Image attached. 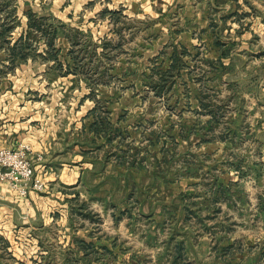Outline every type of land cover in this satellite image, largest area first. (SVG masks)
Returning a JSON list of instances; mask_svg holds the SVG:
<instances>
[{"label": "rangeland", "instance_id": "obj_1", "mask_svg": "<svg viewBox=\"0 0 264 264\" xmlns=\"http://www.w3.org/2000/svg\"><path fill=\"white\" fill-rule=\"evenodd\" d=\"M18 1L13 33L30 7L55 15L79 28L77 59L60 49L59 66L36 51L37 64L9 63L24 64L13 75L0 53V95L11 80L33 90L9 92L16 106L19 94L28 101V117L49 122L64 160L92 150L77 186L50 182L56 171L33 153L44 186L32 192L55 217L10 240L26 248L22 264H82V230L116 245L92 250L97 264H264V0H130L128 19L116 23L98 13L127 0ZM182 47L189 53L177 77L155 95L152 79ZM93 115L113 126L111 143L93 131ZM7 242L0 236L1 249ZM1 249L3 264H17Z\"/></svg>", "mask_w": 264, "mask_h": 264}, {"label": "crops", "instance_id": "obj_2", "mask_svg": "<svg viewBox=\"0 0 264 264\" xmlns=\"http://www.w3.org/2000/svg\"><path fill=\"white\" fill-rule=\"evenodd\" d=\"M127 0V3H129ZM177 2V0H174ZM196 1H208L212 2L215 0H196ZM223 2L235 3L238 0H222ZM18 0H15V5L17 7V14L20 9L18 5ZM26 2L25 4H27ZM123 3V2H122ZM120 9H110L108 7H105L101 9V11L98 13V15L105 16L106 14H110L107 12H118L116 16H118L115 19L116 22L122 21V19H128V16L124 14V11L131 9L132 7L129 3V6L122 4ZM178 3V2H177ZM89 4V3H88ZM91 5L94 4V0H91ZM29 5V4H27ZM66 5V4H65ZM86 4H83V7L85 8ZM176 6L174 5L173 8ZM44 8V7H43ZM231 8V7H229ZM62 10V6L60 8ZM82 9V5H81ZM171 8H169L170 10ZM235 9V6L232 8V10ZM34 11L36 13H39L40 15L51 18V20L54 22V24L64 25L67 29L64 30L65 34L69 33V30L71 29V32H74V30H78L77 26H75L72 22H66L62 20V18H57V16H46L42 14V12L35 11L32 7H30L29 10L24 11L23 15L24 17L19 16L20 19V31L17 33V30L14 31L12 37L9 38L11 41V44L13 45L25 32L27 29L28 24V18L26 16V13L28 11ZM76 10V8H71L70 11ZM168 10H163L162 13H168L166 12ZM19 15V14H18ZM73 14H69V18L72 17ZM111 15V14H110ZM115 16V17H116ZM4 22V21H3ZM2 22V23H3ZM81 30V29H80ZM103 41H105L104 38H102ZM65 42L66 47H62L59 45V43ZM56 48L57 49H66L68 52V57L70 58V51L72 49V43L69 40V38L66 37V35H60L59 38L56 41ZM45 49V45L42 42L39 47L38 51L36 52L37 55L41 58L42 56L40 54L43 53ZM60 50V56H59V62L61 59V53ZM182 50H186L187 54L189 51L184 47L181 48V50H178V53H181ZM0 53H3V64L6 65L5 67L9 68V70H12L11 73L13 75H16V68L17 66L22 67L23 65H16L8 67L9 63L11 64V59L8 56V52L5 48H1V42H0ZM174 52L172 53V56ZM8 57V59H7ZM72 58V57H71ZM7 59V61H6ZM18 62V61H16ZM15 62V63H16ZM27 63L34 62L37 64V59L28 58L26 61ZM55 62V61H54ZM25 63V64H27ZM12 67V68H11ZM11 68V69H10ZM18 71V70H17ZM4 75H8V72H4ZM17 90L18 92H22L24 90L25 92L33 91L31 88H21L19 87L16 89V83L11 80V83L4 87L3 94L0 95V107L3 108V110H0V150L3 148H10V149H18L21 144H29L31 148L33 149V153L37 155H43L45 157V167L49 171L53 172L56 171L55 175L51 176L50 182H56L59 185L64 186H77L79 183V172L85 168L88 170L90 165L88 164L86 154H91L90 150H74L73 156H77L79 154H82L84 156V159L79 160L77 157H73L70 160H64L62 157V151L61 149H55V145H57L56 137H59L56 133L50 132L49 128V122H46L45 119L38 120V118H32L28 117V115L25 112V107L28 104V101L24 100L22 98V95H18L19 100V106H16V101L13 104L12 97L10 96L9 92L10 90ZM89 96H84V99L89 100ZM23 105V106H22ZM12 107L18 108V113H14L11 115V109ZM23 107V108H22ZM95 108V107H94ZM93 108L89 111L88 114L91 113ZM1 111L3 113H1ZM89 115H86V118ZM92 117V116H91ZM94 121V120H93ZM35 126V127H34ZM58 150V151H57ZM55 165V166H54ZM38 171V168H37ZM36 173V172H35ZM52 184V183H51ZM54 185V184H52ZM53 197V196H51ZM52 202H54V197L51 198ZM56 199L61 202L62 200L66 199V197H58L56 196ZM69 199V198H68ZM48 202L47 198L44 195H41L40 193L31 192L28 197H22L17 192L11 190L6 185L0 186V236H4L6 240H9L7 242L8 250L10 251L9 255L12 258L13 262L17 264L27 263L25 262L22 257L24 258L26 248L23 246V244H19L18 242H11L10 240H15V238L19 239V236H26L37 234L38 230V222L40 224H43L49 220H54L55 212H50L49 210L46 211L47 206L46 203ZM80 233H82V236L79 237L81 243V248L79 249L80 258L79 262L81 261L82 264L86 261V264H97L95 261L91 262L89 259L90 252L92 250L102 252L106 251L109 253H112V251L116 250V245L111 244L110 246L108 244H101L100 242H97V238L93 236V234H89L88 230H82ZM80 235V234H79ZM97 243L99 246H97ZM15 244V245H14ZM87 245H90L87 246ZM5 246V245H4ZM69 246V244H68ZM1 247V245H0ZM6 246L1 249L4 256H6ZM1 255V254H0ZM89 261V262H88ZM103 258H98V264H105ZM91 262V263H90ZM0 264H3L1 262L0 257ZM6 264V263H5ZM8 264V263H7Z\"/></svg>", "mask_w": 264, "mask_h": 264}, {"label": "trees", "instance_id": "obj_3", "mask_svg": "<svg viewBox=\"0 0 264 264\" xmlns=\"http://www.w3.org/2000/svg\"><path fill=\"white\" fill-rule=\"evenodd\" d=\"M4 7L2 8L1 0H0V12L6 11V18L3 19V23L0 25L2 29L0 31V42L1 48H5L8 52V56L11 61L15 63L16 61H26L34 52L38 51L39 45L43 42L45 45V49L42 54L43 60L46 61H56L59 66H62L63 63L59 62L60 50L56 48V41L60 35H66L67 38L72 43V49L70 51V55L72 59H77L73 57L74 49L79 44V34L74 30H69V33L64 32L67 29L64 25L54 24L51 18L44 17L39 13H36L32 10L26 13L28 18V26L25 32L21 35V37L12 45L9 40L13 35V30L15 26H12L14 22L18 21L17 7L15 5V0H4ZM9 11V12H8ZM113 16L119 14L118 12H107ZM8 18V19H7ZM20 24V23H19ZM74 36V37H73ZM108 44L105 43V47ZM185 49V48H184ZM37 54V53H36ZM186 50H182L181 53H178L177 50L173 54V61L165 71H159V78L157 80L152 79L153 91H155V95L161 96L165 92H168L167 86L173 77H177L178 74H175V71L183 64V55H186ZM170 89V87H169ZM98 104V102H97ZM97 107L91 111L92 114H95ZM90 113V114H91ZM93 123V131L97 136L106 135L107 142L111 143L114 140L113 135V126L110 127L111 124L108 122L105 123V119L101 116H94ZM104 126L102 128H98V126ZM102 131V132H101ZM117 133V130H114ZM90 247V245H87Z\"/></svg>", "mask_w": 264, "mask_h": 264}, {"label": "built area", "instance_id": "obj_4", "mask_svg": "<svg viewBox=\"0 0 264 264\" xmlns=\"http://www.w3.org/2000/svg\"><path fill=\"white\" fill-rule=\"evenodd\" d=\"M6 185L22 197L32 191H41L44 184L35 178V166L31 148L0 150V186Z\"/></svg>", "mask_w": 264, "mask_h": 264}]
</instances>
